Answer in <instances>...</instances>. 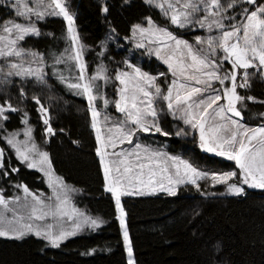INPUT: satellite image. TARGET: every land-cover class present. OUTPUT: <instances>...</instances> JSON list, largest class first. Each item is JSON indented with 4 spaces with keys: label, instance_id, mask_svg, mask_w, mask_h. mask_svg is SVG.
<instances>
[{
    "label": "snow or ice",
    "instance_id": "snow-or-ice-1",
    "mask_svg": "<svg viewBox=\"0 0 264 264\" xmlns=\"http://www.w3.org/2000/svg\"><path fill=\"white\" fill-rule=\"evenodd\" d=\"M144 3L156 9L167 23L160 24L146 15L131 25L125 39L135 49L143 50L141 56L155 57L166 65L155 74L129 59L110 72L104 62L107 44L103 42L96 53L99 63L90 73L85 59L88 46L81 41L75 14L66 0H0V9L6 13V18L0 19V178H9L5 183L15 189L12 195H6L0 188V237L21 239L32 235L46 246L59 248L81 231L95 230L105 223L77 206L73 194L81 190L55 172L49 151L42 147L58 131L66 130L53 127L51 106L39 93L32 91L29 95V89L52 92L53 80L87 101L91 128L95 130V154L104 188L115 202L126 264H137V260L123 196L157 191L175 196L181 185H191L205 197L215 196L211 189L218 185L225 189L221 195H246L245 186L264 190V112L259 114L260 124H247L245 101L257 98L239 91L249 90L254 78L264 81V0ZM101 11L107 14L109 6L103 4ZM49 17L66 21L62 49L55 46L59 37L41 28V22ZM196 29L205 30L207 35H194L190 41L180 31ZM42 36L53 37V44L45 51L26 46L29 38ZM109 83L114 88L113 99L104 92ZM29 100L43 124L40 143L33 134ZM98 100L103 102V115ZM110 104L122 114L120 117L113 119L107 111ZM13 114L18 115L22 128H9ZM163 116L198 130L199 148L234 161L235 167L202 168L182 156L141 143L138 134L172 135L162 126ZM182 134L187 135V131L179 128L176 135ZM22 167L42 173L51 194L11 179Z\"/></svg>",
    "mask_w": 264,
    "mask_h": 264
},
{
    "label": "trees",
    "instance_id": "trees-1",
    "mask_svg": "<svg viewBox=\"0 0 264 264\" xmlns=\"http://www.w3.org/2000/svg\"><path fill=\"white\" fill-rule=\"evenodd\" d=\"M70 11L75 14V25L85 48V59L91 73L99 63L96 53L102 42L107 44L104 62L112 72L123 66L125 59L138 63L153 74L166 68L154 57L141 56L142 49L133 48L125 37L130 27L146 15H152L160 24L167 21L156 9L145 5L144 0H66ZM109 12L101 11L103 4ZM6 18L0 9V19ZM42 30L59 37L55 46L62 49L65 44L66 23L62 17H49L41 22ZM112 28L116 32H112ZM185 38L193 40L194 35H207L203 29L191 32L180 30ZM64 35H61V34ZM112 39H109V37ZM53 44V37L29 38L26 46L45 51ZM162 79V78H161ZM52 92L48 89L31 88L41 95L45 104L51 106L52 124L57 132L43 147L49 151L55 172L69 185L80 189L74 196L79 208L102 218L105 223L98 229L72 237L59 248L46 246L45 242L33 237L20 240L0 238V264H126V253L120 233L114 199L104 188L103 174L95 154L96 140L91 128V116L85 98L67 93L60 84L52 81ZM116 83V82H115ZM252 95L255 101H245L248 108L244 113L246 123L260 124V113L264 112V81L254 78L249 90H239ZM113 99L114 88L106 89ZM50 96L58 99H49ZM15 103V99L13 100ZM31 123L34 136L41 142L43 124L29 100ZM114 105L110 104V111ZM163 128L172 133L169 136L145 135L149 141L167 144L168 151L189 158L200 167L227 170L233 167L230 161H223L201 151L195 133L171 116H163ZM9 128H20L17 114L8 122ZM184 128L187 135H176ZM79 141V143H73ZM0 178V188L6 195L15 190ZM11 179L24 182L33 190L46 191L38 172L21 168ZM203 185V182H202ZM221 191L220 187L211 189ZM241 196H203L193 186L179 188L177 195L158 194L154 196H124L122 204L127 213L126 222L137 264H264V190H246ZM219 247H214L215 245ZM95 249L94 252L89 251ZM88 252L87 255L84 253Z\"/></svg>",
    "mask_w": 264,
    "mask_h": 264
},
{
    "label": "rangeland",
    "instance_id": "rangeland-1",
    "mask_svg": "<svg viewBox=\"0 0 264 264\" xmlns=\"http://www.w3.org/2000/svg\"><path fill=\"white\" fill-rule=\"evenodd\" d=\"M65 23H66V21H65ZM126 40V39H125ZM126 41H129V40H126ZM103 43H105V42H103ZM132 44V43H131ZM132 46H133V48H135L134 47V45L132 44ZM155 58V57H154ZM159 61V60H158ZM160 62V61H159ZM161 64H162V62H160ZM163 65V64H162ZM165 68H166V65H163ZM96 68V67H95ZM95 68H94V70H95ZM93 70V71H94ZM163 79V78H162ZM118 81L116 82V84L118 85ZM111 86H112V83H109L105 88H104V92L107 94V92H106V89L107 88H111ZM61 87L67 92V93H69V94H71V95H74L71 91H69L67 88H65L63 85H61ZM74 96H76V95H74ZM77 97H79V98H84V97H80V96H77ZM107 98H109V94H107ZM110 99V98H109ZM86 100V99H85ZM97 106L100 108V110H101V113H102V115H103V112H104V108H103V102H102V100H98L97 101ZM107 111L112 115V117H113V119H116V118H118V117H120L122 114H120V113H118L117 112V110L115 109V107H114V110L113 111H110V105L108 106V109H107ZM180 121V120H179ZM181 122V124L183 125V126H185V127H188V126H186V125H184L183 124V122L182 121H180ZM248 124V123H247ZM250 126H253V125H251V124H249ZM256 126V125H255ZM23 127V125H21V127L20 128H22ZM102 130L103 131H106V128H102ZM192 132H194L195 133V136H196V139H197V145H198V139H199V133H198V130H192V129H190ZM93 131H94V134H95V130L93 129ZM33 134H34V132H33ZM139 135V137H140V142L141 143H146V144H148V145H150L151 147H154V148H159V149H162V150H164V151H166V152H168L169 154H172V155H179V154H173V153H171V152H169L168 151V145L165 143V144H158V141L155 139V140H153V141H149V140H147L146 138H145V135H148V134H138ZM150 135H157V136H163V135H160V134H150ZM22 138V137H21ZM125 146H127V145H125ZM42 147H43V145H42ZM198 148H199V146H198ZM200 149V148H199ZM201 150V149H200ZM201 151H203V150H201ZM203 152H205V151H203ZM207 153V152H206ZM208 154H210V155H212V156H216V157H218V158H220L221 160H225V161H228L226 158H224V157H219V156H217V155H215V154H212V153H208ZM179 156H181V155H179ZM184 158V157H183ZM185 159H189V158H187V157H185ZM190 160V159H189ZM191 161V160H190ZM192 162V161H191ZM230 162H232L233 163V167H231V168H229V169H227V170H231V169H233L234 167H235V164H234V161H230ZM34 171H36V172H38L37 170H34ZM39 174H40V176H41V179H42V181H43V183H44V185H45V187H46V191H41V192H44V193H46V194H51V189H49L48 188V185H47V182H46V179H44V178H42V173H40V172H38ZM202 183V182H201ZM184 185H181L179 188H181V187H183ZM216 187H220L221 188V191H217L216 193V195L217 196H233V195H228V194H223V195H221V193H224L225 192V189H224V186H222V185H218V186H216ZM246 187V190H252V191H255V190H259V189H251V188H247V186H245ZM214 189V188H213ZM15 191V190H14ZM14 191H13V193H14ZM12 193V194H13ZM178 193V192H177ZM11 194V195H12ZM75 194L76 193H74L73 194V199H74V196H75ZM158 194H167V193H165V192H163V191H157V192H155V193H149V194H145V195H141V196H154V195H158ZM168 195V194H167ZM126 196H128V195H126ZM171 196V195H170ZM124 197V196H123ZM131 197H136V196H131ZM115 203V202H114ZM116 215H117V213H116ZM118 220V219H117ZM118 225H119V221H118ZM119 229H120V233H121V236H122V240H123V234H122V230H121V228H120V225H119ZM89 231H92V229H85L84 231H81L80 233H78L76 236H78V235H81V234H84V233H86V232H89ZM25 237H33V238H36V237H34V236H32V235H27V236H25ZM25 237H23V238H25ZM75 237V236H74ZM0 238H4V237H0ZM23 238H21V239H23ZM70 238H72V237H70ZM69 238V239H70ZM4 239H13V240H20V239H14V238H4ZM36 239H38V238H36ZM65 242V241H64ZM49 247H51V246H49ZM123 247H124V250H125V253H126V257H127V252H126V248H125V245H124V241H123Z\"/></svg>",
    "mask_w": 264,
    "mask_h": 264
}]
</instances>
